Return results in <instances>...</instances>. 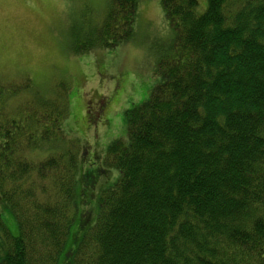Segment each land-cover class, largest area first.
I'll return each instance as SVG.
<instances>
[{
  "label": "trees",
  "instance_id": "trees-1",
  "mask_svg": "<svg viewBox=\"0 0 264 264\" xmlns=\"http://www.w3.org/2000/svg\"><path fill=\"white\" fill-rule=\"evenodd\" d=\"M140 2L110 0L71 49L132 40ZM161 3L172 53L108 145L118 177L99 199L101 169L82 171L65 127L69 86H0V202L19 226L0 214V264H264V0Z\"/></svg>",
  "mask_w": 264,
  "mask_h": 264
},
{
  "label": "rangeland",
  "instance_id": "rangeland-1",
  "mask_svg": "<svg viewBox=\"0 0 264 264\" xmlns=\"http://www.w3.org/2000/svg\"><path fill=\"white\" fill-rule=\"evenodd\" d=\"M109 4L110 0H0L1 89L6 94V86L25 78H31L42 94H51L60 83L69 86L71 114L65 127L81 144L82 171L88 166L93 172L101 169L98 187L97 180L89 182L94 184L91 192L100 186L98 199L102 187L118 177L116 170H102L108 145L126 137L127 110L146 101L161 82L159 63L172 53L175 36L161 0H141L132 40L112 49L75 53V39L102 21ZM98 199L87 228L95 222ZM83 204L85 216H90L94 205ZM0 214L18 235L16 218L1 202Z\"/></svg>",
  "mask_w": 264,
  "mask_h": 264
}]
</instances>
